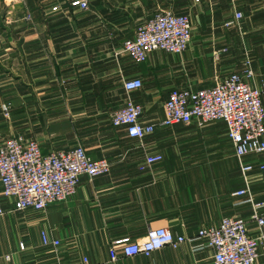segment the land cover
I'll use <instances>...</instances> for the list:
<instances>
[{
  "label": "crops",
  "instance_id": "crops-1",
  "mask_svg": "<svg viewBox=\"0 0 264 264\" xmlns=\"http://www.w3.org/2000/svg\"><path fill=\"white\" fill-rule=\"evenodd\" d=\"M72 1L20 0L12 16L0 0V145L15 134L37 139L43 154L81 144L93 159L110 160L111 171L82 175L76 193L45 212L14 210L4 201L0 264H84V257L88 264H210L211 248H193L205 242L198 239L201 227L240 216L257 233L248 195H236L245 186L239 160L225 122L164 125V106L174 89L208 88L240 70L247 54L253 83L264 82V0H91L89 10ZM163 10L192 20L184 53L156 50L140 64L114 55ZM26 12L33 21L23 20ZM235 12L243 14L240 25L225 26ZM134 78L143 87L127 94L123 82ZM127 97L143 106L144 122L156 125L142 140L111 123ZM8 102L13 109L5 118ZM151 152L163 160L145 167ZM257 172L251 192L264 200V173ZM157 227L193 241L112 259L111 250H121L118 240L141 241ZM43 232L61 244L44 245ZM257 264H264V247Z\"/></svg>",
  "mask_w": 264,
  "mask_h": 264
},
{
  "label": "built area",
  "instance_id": "built-area-1",
  "mask_svg": "<svg viewBox=\"0 0 264 264\" xmlns=\"http://www.w3.org/2000/svg\"><path fill=\"white\" fill-rule=\"evenodd\" d=\"M5 1L11 4L20 0ZM90 2L73 0L72 5L89 10ZM58 9L59 6L53 7L54 11ZM242 18L241 12H235L234 18L225 22V26H239ZM23 20L33 21L34 16L26 12ZM192 30L189 15L163 10L139 25L135 37L123 40L114 55H127L137 64L145 62L148 55L156 50L181 55L189 46ZM226 50L222 49L218 54ZM254 78L252 59L247 54L240 70L218 77L214 85L208 88L174 89L164 106L165 118L161 121L164 125L189 124L194 119L203 123L225 122L228 138L239 160L245 186L236 195H248L247 201L252 206V222L256 224L257 233L252 234L250 222L240 216H226L217 226L201 227L198 239H204L205 242L193 245V248H211L213 255L210 264H257L260 248L264 247V200H256L251 192L254 180L252 173L255 170L264 173V160L255 159L264 154V82L257 86L253 83ZM123 86L126 93L131 94L143 87V81L140 78L126 79ZM143 111L141 104L127 97L123 106L111 114V123L114 127L125 128L130 137L142 140L153 133L156 126L142 120ZM162 160V155L151 152L147 154L144 166ZM111 167L110 160L93 159L81 144L43 154L41 144L36 139L23 136L5 138L0 145V216L6 214L4 201L12 203L14 210L45 212L50 205L73 196L82 175L90 178L105 175L111 171ZM42 240L46 246L58 247L61 244L57 239L51 240L46 232L42 233ZM189 241L193 239L174 234L167 227L152 228L144 240H118L116 243L121 246V250L112 249L111 257L117 259L119 252L126 257L150 256L166 246L177 248ZM84 264H88L86 257Z\"/></svg>",
  "mask_w": 264,
  "mask_h": 264
},
{
  "label": "rangeland",
  "instance_id": "rangeland-1",
  "mask_svg": "<svg viewBox=\"0 0 264 264\" xmlns=\"http://www.w3.org/2000/svg\"><path fill=\"white\" fill-rule=\"evenodd\" d=\"M197 1H199V0H197ZM10 4V3H9ZM17 3H11L10 5H11V8H12V12H13V15L12 16H14V12L17 14L18 12V9H16L17 7H14L15 5H16ZM21 17V16H20ZM192 28H193V26H192ZM12 50V49H11ZM13 58H12V61H11V65H13ZM17 60H16V65L14 66V67H16V69H17V67H18V64H17ZM10 106V109H8L7 110V107H9ZM2 109H3V113H4V117L5 118H10L11 116V110L13 109V105H12V103L11 102H8V103H5L4 105H3V107H2ZM12 135V134H11ZM12 136H23L24 138H26V139H34V138H28V137H26L25 135H22V134H15V135H12ZM8 138V137H7ZM37 140V139H36ZM39 142V141H38ZM2 144V143H1Z\"/></svg>",
  "mask_w": 264,
  "mask_h": 264
}]
</instances>
